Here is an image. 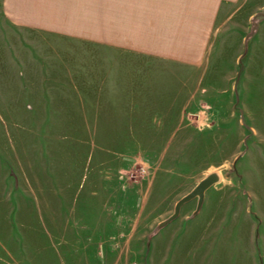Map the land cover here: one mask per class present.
Segmentation results:
<instances>
[{"label":"rangeland","instance_id":"374dc122","mask_svg":"<svg viewBox=\"0 0 264 264\" xmlns=\"http://www.w3.org/2000/svg\"><path fill=\"white\" fill-rule=\"evenodd\" d=\"M224 45L199 82L189 74L186 105L126 113L123 136L107 137L100 83L112 50L20 27L0 9V264L174 261L154 235L172 236L176 203L211 173V211L226 194L257 211L258 187L243 179L257 181L264 152Z\"/></svg>","mask_w":264,"mask_h":264},{"label":"crops","instance_id":"0c3cea01","mask_svg":"<svg viewBox=\"0 0 264 264\" xmlns=\"http://www.w3.org/2000/svg\"><path fill=\"white\" fill-rule=\"evenodd\" d=\"M0 9L20 27L71 41L101 43L112 50L108 56L117 64L115 68L105 67L100 83L107 137L123 136L126 113H168L170 109L163 107H170L172 112L171 106L186 105L183 93L189 87V74L197 73L199 82L209 68V60L221 52L222 46H217L224 42L227 64L235 67L232 72L236 75L239 71L243 74L248 101L244 105L254 107L251 109L253 120L258 122V154L264 152V0H0ZM119 63L126 67H117ZM155 73L161 80L148 77ZM161 73L177 80L175 85L163 82ZM179 89L182 92L175 93ZM129 119L133 121V117ZM139 120L140 116L136 122ZM261 160L257 162V181L243 179L245 185L258 187L257 211L243 202L237 206L235 195L230 194L218 198L211 211L213 200L206 193L202 203L204 208L207 204L205 216L197 199L187 209L182 207L172 236H161L159 232L154 235L158 237L157 254L172 248L174 261L149 264H261ZM256 228H261L262 240L259 234L256 238Z\"/></svg>","mask_w":264,"mask_h":264},{"label":"water","instance_id":"95a60500","mask_svg":"<svg viewBox=\"0 0 264 264\" xmlns=\"http://www.w3.org/2000/svg\"><path fill=\"white\" fill-rule=\"evenodd\" d=\"M218 180H219V176L217 173H211L207 177L202 179L192 191H190L189 193L184 195L180 200H178V202L176 203V206H175L174 213L167 219L165 224L176 219L180 215L182 207L186 203L190 202L191 200H193L195 198H198V207H201V205L205 199L206 191L212 185L217 183Z\"/></svg>","mask_w":264,"mask_h":264}]
</instances>
